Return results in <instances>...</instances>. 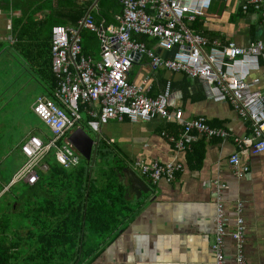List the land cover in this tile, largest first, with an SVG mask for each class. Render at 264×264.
Returning a JSON list of instances; mask_svg holds the SVG:
<instances>
[{
	"label": "crops",
	"instance_id": "0c3cea01",
	"mask_svg": "<svg viewBox=\"0 0 264 264\" xmlns=\"http://www.w3.org/2000/svg\"><path fill=\"white\" fill-rule=\"evenodd\" d=\"M111 1L102 4L100 10V0H0V111L4 109L1 100L5 97L12 100L8 95L21 76L24 86L17 93L31 86L44 92L32 101L34 114L39 100L52 98L57 89L51 46L56 26L78 31L82 56L94 65L101 62V36H110L108 28L120 26L118 18L124 12L123 0H115V9ZM247 4L248 0H213L204 17L193 23L184 20L183 24L211 43L218 41L221 48L234 43L249 49L257 41H264V22L263 15L252 6L245 9ZM149 6L148 14L158 23L166 24L158 7L154 3ZM89 17L99 30L83 26ZM133 37L163 60H174L179 51L164 50L150 36L133 34ZM253 77L262 80L257 89L264 90L262 72ZM129 78L133 84H143L145 94L152 98L162 94L170 83L171 112L181 110L186 121L203 118L212 129L226 131L233 137L223 140L193 131L190 139L185 138V149H180L178 143L184 137V128L175 120L131 123L124 119L101 125L90 114L91 110L98 113L99 106H83L81 132L77 134V128L68 135L71 144L70 138L78 135L79 148L72 145L81 163L68 170L89 168L95 186L100 189L121 185L125 194L119 198L115 210H123L126 219L120 227L105 224L101 228L98 221L84 223L88 239L82 248L93 253L82 264H216L213 244L221 209L228 233L226 264H237L232 234L240 218L245 226L246 264H264V152L241 156L243 165L250 167L249 175L243 179L236 176L229 163L238 152L233 138L250 137L252 123L245 121L231 103L214 102L201 80L156 67L148 55L135 58ZM35 116L40 126L32 128L11 151L0 152V189L23 166L26 158L22 147L31 137L44 140L53 137L51 130ZM53 154L55 161L49 159L51 155L45 161L49 170V162L60 165ZM155 161L162 164L177 161L182 165L173 183L162 181L155 185L135 166ZM215 181L226 184L224 192L216 194L211 185ZM13 201L14 195L8 204L12 202L13 206ZM110 219L112 214L107 221ZM99 231L104 238H98Z\"/></svg>",
	"mask_w": 264,
	"mask_h": 264
},
{
	"label": "built area",
	"instance_id": "2783aa9c",
	"mask_svg": "<svg viewBox=\"0 0 264 264\" xmlns=\"http://www.w3.org/2000/svg\"><path fill=\"white\" fill-rule=\"evenodd\" d=\"M213 0H123L124 12L118 18L120 26L110 27L102 34V60L94 65L82 56L81 38L73 28L56 26L52 32V68L57 78V89L51 99H41L34 108L35 114L51 130L53 137L47 140L39 136L31 137L22 147L26 160L13 176L8 186L0 191V199L20 183L34 186L39 182V172L48 171L46 160L55 153L57 162L66 169L78 167L80 156L69 142L70 132L82 126V107L99 106V112L90 114L99 119L101 125L114 120H130L131 123L151 122L157 119L175 120L183 125L184 137L178 147L185 149V138L197 131L210 138L228 140L233 137L223 130L212 129L203 118L186 121L181 110L170 111L171 88L156 98L145 94L143 84L130 81V73L138 55H148L153 65L164 67L172 72L184 73L201 80L209 97L216 103H231L238 114L252 123L253 134L247 139L233 138L238 152L231 156L229 163L239 179L247 177L250 167L243 165L241 156L264 152V90L257 89L261 79L253 77L262 72L264 80V41H257L249 49L234 43L221 48L218 41L209 42L204 36L192 32L183 24L184 20L195 22L204 17ZM158 7L166 24L156 21L147 10L149 4ZM252 6L263 16L264 0H248L245 9ZM83 26L93 31L91 17ZM146 35L158 40L164 50L179 51L174 60L157 57L154 50L133 37ZM143 177L157 185L167 181L173 183L182 165L177 161L162 164L136 163ZM216 194L224 192L226 184L220 181L211 183ZM224 208V206H223ZM225 216L220 210L217 218L216 238L213 250L216 264H226L225 242L227 237ZM235 242L237 264H246L245 226L243 218L238 219L237 229L232 234Z\"/></svg>",
	"mask_w": 264,
	"mask_h": 264
},
{
	"label": "trees",
	"instance_id": "16d2710c",
	"mask_svg": "<svg viewBox=\"0 0 264 264\" xmlns=\"http://www.w3.org/2000/svg\"><path fill=\"white\" fill-rule=\"evenodd\" d=\"M100 2L102 10L108 0ZM110 5L115 9L116 1ZM49 166V171L39 172L34 186L20 183L7 193L16 188L14 205L0 210V264H82L93 253L82 248L88 239L84 223L98 221L103 228L125 222L123 210H115L125 194L121 185L100 189L87 167L68 170L56 162ZM98 234L105 237L102 231Z\"/></svg>",
	"mask_w": 264,
	"mask_h": 264
},
{
	"label": "rangeland",
	"instance_id": "374dc122",
	"mask_svg": "<svg viewBox=\"0 0 264 264\" xmlns=\"http://www.w3.org/2000/svg\"><path fill=\"white\" fill-rule=\"evenodd\" d=\"M13 86V85H12ZM24 86V80L22 76L18 79V82L13 88V91L8 96H11L12 100L9 101L8 97L1 100V105L4 109L0 111V152L11 151L20 141V139L27 135L32 128L40 126L35 114L31 111V104L35 97L42 93V90L35 89L36 87H29L22 92H18ZM44 93V92H43ZM94 137V134L91 133ZM49 159L54 158L52 153ZM105 166V165H104ZM106 167V166H105ZM100 176L102 173L99 174ZM111 175V173H110ZM16 191V188L14 189ZM12 191L10 194L5 196L0 202V210L7 207L10 197L15 194ZM20 191V189H19Z\"/></svg>",
	"mask_w": 264,
	"mask_h": 264
},
{
	"label": "water",
	"instance_id": "95a60500",
	"mask_svg": "<svg viewBox=\"0 0 264 264\" xmlns=\"http://www.w3.org/2000/svg\"><path fill=\"white\" fill-rule=\"evenodd\" d=\"M139 56V55H138ZM137 57V56H136ZM81 130H82V128H79L77 131L78 132H76L77 134L79 133V132H81ZM73 135L71 138H70V141L72 142V144L75 146V147H77L78 146V148H79V145H78V143H77V141H76V139H77V136L78 135ZM91 143H92V141H91ZM90 151H91V148H90ZM87 158H89V156H87Z\"/></svg>",
	"mask_w": 264,
	"mask_h": 264
}]
</instances>
